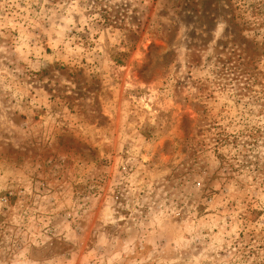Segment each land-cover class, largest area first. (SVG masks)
Here are the masks:
<instances>
[{
  "label": "rangeland",
  "instance_id": "obj_1",
  "mask_svg": "<svg viewBox=\"0 0 264 264\" xmlns=\"http://www.w3.org/2000/svg\"><path fill=\"white\" fill-rule=\"evenodd\" d=\"M0 264H264V0H0Z\"/></svg>",
  "mask_w": 264,
  "mask_h": 264
}]
</instances>
